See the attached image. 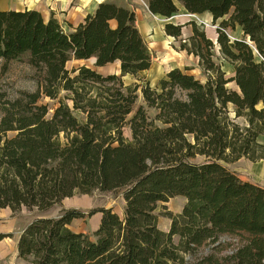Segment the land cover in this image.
Returning <instances> with one entry per match:
<instances>
[{
	"label": "trees",
	"instance_id": "1",
	"mask_svg": "<svg viewBox=\"0 0 264 264\" xmlns=\"http://www.w3.org/2000/svg\"><path fill=\"white\" fill-rule=\"evenodd\" d=\"M146 6L165 19L179 8L211 16L215 43L191 20L181 45L199 59L203 82L179 68L154 88L141 79L152 54L134 11L115 0L68 31L52 15L0 10V61L24 57L36 83L14 99L0 95V210L46 212L93 192L123 197V215L101 208L91 233L69 228L84 218L73 209L29 222L16 241L23 264H264V188L226 166L264 161V0ZM182 27L163 29L177 39ZM235 30L241 37L231 41ZM91 59V67L67 68ZM116 62L118 74L97 71ZM127 76L137 82L125 85ZM45 99L56 103L51 115ZM176 196L185 205L165 214L170 228L161 231L157 206ZM224 238L236 246L218 256L230 246Z\"/></svg>",
	"mask_w": 264,
	"mask_h": 264
},
{
	"label": "rangeland",
	"instance_id": "2",
	"mask_svg": "<svg viewBox=\"0 0 264 264\" xmlns=\"http://www.w3.org/2000/svg\"><path fill=\"white\" fill-rule=\"evenodd\" d=\"M42 2H35V0H0V8L6 5H16L19 7H37L43 17L48 18L52 12L50 10L51 5L47 6V0ZM137 8L141 12L139 20V28L143 25H147L148 30L141 28L142 35L148 45V49L152 54V65L149 70L142 72L140 78L148 82L150 87L154 88L158 81L165 76V73L172 70V68H179L187 74L193 75L196 79L203 82L204 77L201 76L198 68L199 59L193 54H188L185 50H181V45L187 41V38L191 35V28L186 25L187 22L193 20L197 25H203L206 37L215 43L216 27L211 24V20L208 16H183L182 12L171 17V19L161 18L159 16H151L147 13V9L144 6L143 0H136ZM42 3V4H41ZM59 23L63 27L64 31H68L67 21L76 23L78 18L76 15L81 16L83 12L72 9L68 14L63 15L59 9L53 11ZM165 24L183 25L182 34L179 38L175 39L169 37L164 32ZM185 25V26H184ZM215 34V37L214 35ZM241 32L235 30L230 32L229 38L239 39ZM86 64L93 66L90 60L85 62H70L67 64V68L81 66ZM221 68L226 73V78H232L234 72L232 68L223 60H220ZM97 71L101 74L119 73V63H113L110 66L104 68H97ZM33 71L25 64V58L21 57L19 60L9 62L5 67L3 62L0 61V95L5 99H14L18 96L17 92L21 90L34 91L36 89V83L31 79ZM137 82L135 79L127 76L124 78L125 85L133 84ZM139 83V82H138ZM232 90L237 89L233 83L227 85ZM51 108L50 115L53 111V107L56 106L55 102H50L48 99L43 100ZM137 106L142 104L141 97L137 101ZM1 116V113H0ZM125 136H128V132H125ZM227 168L233 173L237 174L243 180L249 182H255L261 184L264 187V161L249 162L245 159H239L234 163L226 164ZM185 199L181 196L171 198L168 202H163L157 206L156 213L158 215L157 226L162 231L167 232L170 228V220L165 215L171 213L177 215L181 213L182 207L185 205ZM123 197L119 192L115 193H103L93 192L91 194L77 195L70 199L62 201L59 205L46 212H37V210H28L21 208L17 211L0 210V234L4 236L0 240V264H23L17 258V246L16 241L21 234L25 226L32 220L39 218L40 216L55 217L63 210H76L79 214H82L84 218L75 219L71 222L70 229L76 232L91 233L96 231L100 223L101 214L98 212L101 208L111 209L113 213H117L120 216L122 212ZM229 241L230 246L223 250V252L217 253L218 256H224L229 254L233 248H235V240L224 238L223 241ZM222 241V242H223Z\"/></svg>",
	"mask_w": 264,
	"mask_h": 264
},
{
	"label": "crops",
	"instance_id": "3",
	"mask_svg": "<svg viewBox=\"0 0 264 264\" xmlns=\"http://www.w3.org/2000/svg\"><path fill=\"white\" fill-rule=\"evenodd\" d=\"M39 1L43 3L42 0H35V2H39ZM104 1H107V0H47V1H44V2H46V5H47V6L51 5L50 10H52V12L49 14V16L52 15V16L55 17L56 19H57V17H56V15H54L53 11H54V10H57V9H59L63 15L68 14L72 9L82 11V12H83L82 17L76 15L78 18H80L79 20H77L76 23H73V22H71V21H67V22H66L68 25H71L72 27H76L78 24H80V22L83 21V19L86 17V15H87L88 13L92 12V11L95 9V6H96L97 4H99V3H101V2H104ZM115 1H116L119 5H121V6H123V7L127 6V7L131 8V9L134 11V13H135V15H136V20H137V21H136L137 29L140 31L141 34H142V32H141V28H142L143 30H148V29H147L148 27H147L146 24H143V25L139 28V20H140V16H141L140 13H141V12L138 10V8H137V6H136V4H137L136 0H115ZM143 1H144L145 4H146V0H143ZM42 3H41V4H42ZM19 4H20V3H19ZM19 4H16V5H6V6H4V7L1 6L0 10H2V11H4V10L19 11V10H25V9H27V10H35V11H38V12L41 13V11H40L37 7L29 8V7L27 6V7H19V8H17V7L19 6ZM179 10H180V12L183 13V10H182L181 8H179ZM147 13L149 14L148 11H147ZM41 15H42V14H41ZM150 15H151V14H150ZM182 15H183V16H186V15H188V14L185 15V14L183 13ZM203 15L208 16L209 19L211 20V16H210L209 14H203ZM42 16H43V15H42ZM49 16H48L47 19H49ZM151 16H152V15H151ZM188 16H189V15H188ZM43 18H45V17H43ZM45 19H46V18H45ZM57 20H58V22H59V19H57ZM213 35H214V37H215V34H213ZM253 183H255V182H253ZM256 184H257V183H256ZM258 185L262 186L261 184H258ZM263 188H264V187H263ZM81 233H84V232H81Z\"/></svg>",
	"mask_w": 264,
	"mask_h": 264
},
{
	"label": "water",
	"instance_id": "4",
	"mask_svg": "<svg viewBox=\"0 0 264 264\" xmlns=\"http://www.w3.org/2000/svg\"><path fill=\"white\" fill-rule=\"evenodd\" d=\"M188 15H189V16H194V15H190V14H188ZM216 38H217V36H216ZM216 38H215V39H216ZM215 41H216V40H215ZM90 62H92L93 65L96 64L95 59H91ZM119 72H120V71H119ZM233 76H234V75H233ZM234 85H235V84H234ZM235 86H236V85H235ZM236 87H237V86H236ZM237 88H238V87H237ZM238 91H239V88H238Z\"/></svg>",
	"mask_w": 264,
	"mask_h": 264
},
{
	"label": "built area",
	"instance_id": "5",
	"mask_svg": "<svg viewBox=\"0 0 264 264\" xmlns=\"http://www.w3.org/2000/svg\"><path fill=\"white\" fill-rule=\"evenodd\" d=\"M144 6L146 7V9H147V6H146V4L144 3Z\"/></svg>",
	"mask_w": 264,
	"mask_h": 264
}]
</instances>
